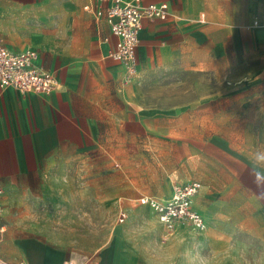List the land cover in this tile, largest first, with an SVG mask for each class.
I'll list each match as a JSON object with an SVG mask.
<instances>
[{
    "label": "crops",
    "instance_id": "obj_1",
    "mask_svg": "<svg viewBox=\"0 0 264 264\" xmlns=\"http://www.w3.org/2000/svg\"><path fill=\"white\" fill-rule=\"evenodd\" d=\"M93 3L0 0V40L14 53L37 52L36 66L60 82L46 96L0 93V256L11 264H64L71 257L91 264H165L150 252L149 231L159 226L164 239L176 232L167 235L149 207L134 208V197L166 200L175 185L188 182L201 184L193 205L210 239L226 218L264 231V173L245 156L254 150L229 141L243 130L228 126L245 121L234 118L240 104L230 96L264 83V0H140L142 6L167 3L170 14L143 19L130 83L123 64L110 57L117 38L109 24L84 11ZM173 75L182 76L183 87L175 86ZM186 126L194 142L181 146L178 133ZM116 133L129 141L114 142ZM109 138L112 145L104 147ZM133 142L162 156L148 174L150 183L136 190ZM95 153L108 156L111 170L119 163L121 173L111 175L103 198L98 193L91 201L111 203L120 217L126 213L121 223L130 216L142 226L113 228L104 246L80 254L49 235L65 234L64 220L85 218L87 200L69 194L51 174L69 155Z\"/></svg>",
    "mask_w": 264,
    "mask_h": 264
},
{
    "label": "rangeland",
    "instance_id": "obj_2",
    "mask_svg": "<svg viewBox=\"0 0 264 264\" xmlns=\"http://www.w3.org/2000/svg\"><path fill=\"white\" fill-rule=\"evenodd\" d=\"M181 77L176 75L170 77L177 81L175 82L176 87H183L184 84L179 83L177 80ZM181 92L183 93V91ZM172 93L171 91V96ZM230 98L236 104H240L236 107L234 118L239 117L245 121L228 124V126L243 130L240 133L242 134L241 137L229 141L245 152H247V149L250 152L254 150L253 157H249L247 154L245 156L251 164L264 173V83H255L253 88L246 92L234 93ZM133 105L137 106L140 111L143 110L142 106L136 103H133ZM229 109H232V107L230 106ZM184 125L182 124V126ZM178 134H180L181 146H184L183 142H194V139L189 136L187 126L181 129ZM111 139L109 138L108 142L106 139L102 140V145L110 147L112 145ZM126 140L127 138L123 134H115L114 142L118 143ZM139 145H142V147H139ZM133 147L136 150L130 155L129 161L131 160V163L134 164L132 176L133 186L136 190V186L140 187L141 184L147 186L150 183L147 179L148 174L154 173L153 164L159 163L162 156H156L152 150L144 148V144H139V142H133ZM181 156L183 163L187 159L184 149L181 150ZM107 158V155L99 153L90 154L79 159L69 155L54 168L51 174L54 178L63 180L69 194L73 196L83 195L87 200V203H84L85 218L64 220L63 230L67 232L65 234L49 235L54 240L68 242L80 254L98 250L104 246L112 238L111 231L113 228L130 225L134 231H139L142 226L137 221L132 224L130 216L125 223H121V210L116 209L111 203L110 206L107 202L91 201L92 198H98V193L103 198L109 188L107 183L111 175L119 176L121 173L118 167L119 163L115 164L116 171L111 170ZM128 173L130 174L131 171L129 170ZM117 189L119 190L121 187ZM142 196L148 195L134 197L137 198L133 203L134 208L139 205V199ZM213 197H216V195H213ZM81 213L76 211L74 214ZM223 223H225L224 226H222ZM243 223L244 220L239 217L220 220V226L217 228L220 233L213 235L211 239L210 235H206V231L195 234L188 230H185L182 235H176V232L164 239L163 231L159 226L151 228L149 231L151 235L149 237L151 239V242H149L150 252L161 259L163 257L165 264L170 261H172L170 264H199L201 259H210L213 253L230 247V258L225 261V264H264V231L260 229V232H257L258 229L253 230L250 226L243 225Z\"/></svg>",
    "mask_w": 264,
    "mask_h": 264
},
{
    "label": "built area",
    "instance_id": "obj_3",
    "mask_svg": "<svg viewBox=\"0 0 264 264\" xmlns=\"http://www.w3.org/2000/svg\"><path fill=\"white\" fill-rule=\"evenodd\" d=\"M84 11L94 14L97 18H104L111 33L117 38L116 50L110 57L123 64L125 83L132 82L137 76L136 50L143 19L166 20L170 14L167 3L142 6L140 0H94L93 4L84 6ZM255 26L258 24L255 23ZM37 58L38 54L33 50L11 52L0 40V93L12 89L23 95L46 96L58 90L60 82L57 76L36 66ZM200 189L199 182L177 184L168 199L159 200L144 196L139 199V205L149 207L154 212L167 235L182 229L200 234L206 229V222L193 205ZM3 195L4 190L0 184V214ZM125 219L126 213L122 212L120 221ZM74 258L71 257L64 264H91L89 260ZM0 264L11 263L0 256Z\"/></svg>",
    "mask_w": 264,
    "mask_h": 264
},
{
    "label": "clouds",
    "instance_id": "obj_4",
    "mask_svg": "<svg viewBox=\"0 0 264 264\" xmlns=\"http://www.w3.org/2000/svg\"><path fill=\"white\" fill-rule=\"evenodd\" d=\"M231 248L226 247L213 253L210 259H201L199 264H225V261L230 258Z\"/></svg>",
    "mask_w": 264,
    "mask_h": 264
},
{
    "label": "bare ground",
    "instance_id": "obj_5",
    "mask_svg": "<svg viewBox=\"0 0 264 264\" xmlns=\"http://www.w3.org/2000/svg\"><path fill=\"white\" fill-rule=\"evenodd\" d=\"M69 28V27H68ZM66 30V29H65ZM67 33H69V32H67ZM241 84V83H240Z\"/></svg>",
    "mask_w": 264,
    "mask_h": 264
}]
</instances>
